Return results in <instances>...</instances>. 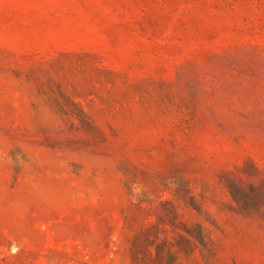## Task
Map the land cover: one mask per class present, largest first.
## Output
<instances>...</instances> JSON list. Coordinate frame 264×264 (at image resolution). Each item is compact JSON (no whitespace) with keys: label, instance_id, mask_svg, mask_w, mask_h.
<instances>
[{"label":"rangeland","instance_id":"1","mask_svg":"<svg viewBox=\"0 0 264 264\" xmlns=\"http://www.w3.org/2000/svg\"><path fill=\"white\" fill-rule=\"evenodd\" d=\"M0 264H264V0H0Z\"/></svg>","mask_w":264,"mask_h":264},{"label":"trees","instance_id":"2","mask_svg":"<svg viewBox=\"0 0 264 264\" xmlns=\"http://www.w3.org/2000/svg\"><path fill=\"white\" fill-rule=\"evenodd\" d=\"M232 196L233 199L235 200V202H237L239 205H244L245 204V200H243L242 198H244L241 194V192L239 190H235L232 192ZM244 207V206H243ZM246 208V207H245ZM244 208V209H245Z\"/></svg>","mask_w":264,"mask_h":264}]
</instances>
